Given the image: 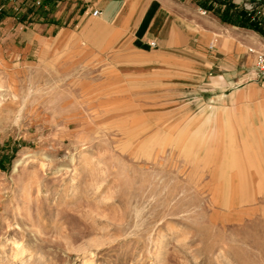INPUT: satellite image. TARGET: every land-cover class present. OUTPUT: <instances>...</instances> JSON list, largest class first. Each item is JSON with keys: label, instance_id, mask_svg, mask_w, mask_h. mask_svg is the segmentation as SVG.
Wrapping results in <instances>:
<instances>
[{"label": "rangeland", "instance_id": "374dc122", "mask_svg": "<svg viewBox=\"0 0 264 264\" xmlns=\"http://www.w3.org/2000/svg\"><path fill=\"white\" fill-rule=\"evenodd\" d=\"M20 9L0 1V264H264V206L167 78Z\"/></svg>", "mask_w": 264, "mask_h": 264}, {"label": "crops", "instance_id": "0c3cea01", "mask_svg": "<svg viewBox=\"0 0 264 264\" xmlns=\"http://www.w3.org/2000/svg\"><path fill=\"white\" fill-rule=\"evenodd\" d=\"M244 1L251 11L236 0H9L33 12L35 26L56 33L59 44L74 31L76 45L81 40L94 52L139 59L140 75L156 87L167 78L186 100L187 123L194 138H203V154L211 149L224 158L219 165L236 174L226 180L247 190L251 204L264 206V77L255 66L264 36L218 15L201 33L194 16L222 13L230 4L264 24V0ZM226 27L239 32L228 35Z\"/></svg>", "mask_w": 264, "mask_h": 264}, {"label": "trees", "instance_id": "16d2710c", "mask_svg": "<svg viewBox=\"0 0 264 264\" xmlns=\"http://www.w3.org/2000/svg\"><path fill=\"white\" fill-rule=\"evenodd\" d=\"M0 1L3 2L6 0H0ZM217 15L220 17V19L223 22H230L231 24L238 26V27L249 28V29L259 31L264 36V31L262 30V28H259V24L257 22L251 21L250 13L235 10L234 6L230 4L227 5L226 9L222 13L217 12Z\"/></svg>", "mask_w": 264, "mask_h": 264}, {"label": "built area", "instance_id": "2783aa9c", "mask_svg": "<svg viewBox=\"0 0 264 264\" xmlns=\"http://www.w3.org/2000/svg\"><path fill=\"white\" fill-rule=\"evenodd\" d=\"M238 3L242 4L244 9L247 11H251L253 9L252 6L248 5L247 2L244 0H236ZM39 4V3H38ZM100 15L99 10H94L92 12L93 17H98ZM250 52H253V50H250ZM255 66L256 69L261 77H264V53H257L256 54V60H255Z\"/></svg>", "mask_w": 264, "mask_h": 264}]
</instances>
